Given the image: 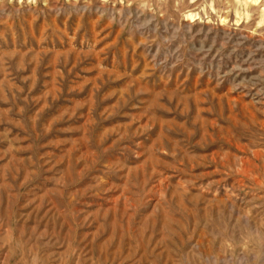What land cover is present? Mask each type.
Returning a JSON list of instances; mask_svg holds the SVG:
<instances>
[{
  "label": "rangeland",
  "instance_id": "374dc122",
  "mask_svg": "<svg viewBox=\"0 0 264 264\" xmlns=\"http://www.w3.org/2000/svg\"><path fill=\"white\" fill-rule=\"evenodd\" d=\"M0 264H264V0H0Z\"/></svg>",
  "mask_w": 264,
  "mask_h": 264
}]
</instances>
